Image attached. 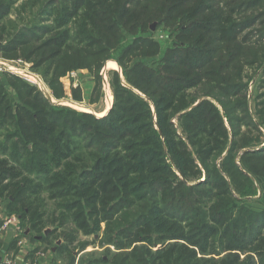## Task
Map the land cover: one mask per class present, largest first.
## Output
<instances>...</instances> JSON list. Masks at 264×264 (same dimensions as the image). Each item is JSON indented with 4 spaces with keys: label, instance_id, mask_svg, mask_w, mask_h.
Masks as SVG:
<instances>
[{
    "label": "trees",
    "instance_id": "1",
    "mask_svg": "<svg viewBox=\"0 0 264 264\" xmlns=\"http://www.w3.org/2000/svg\"><path fill=\"white\" fill-rule=\"evenodd\" d=\"M161 28L173 44L150 64ZM0 55L58 101L68 74L88 70L99 94L107 62L122 69L102 117L0 81V201L32 241L70 264H264V210L245 201L261 179L264 208V144L239 140L264 137L248 91L264 86V0H0ZM100 233L87 252L79 237Z\"/></svg>",
    "mask_w": 264,
    "mask_h": 264
},
{
    "label": "rangeland",
    "instance_id": "2",
    "mask_svg": "<svg viewBox=\"0 0 264 264\" xmlns=\"http://www.w3.org/2000/svg\"><path fill=\"white\" fill-rule=\"evenodd\" d=\"M16 8H18V7H16ZM16 8H15V10H16ZM15 12L16 11L12 12L10 20L12 21V23L20 25V24H22L21 22H19L20 17H17ZM29 16L30 15L26 14V16L23 17V18H28V19L24 20L25 22H30L32 20V19H30ZM153 29H155V28L153 27ZM153 33H152V35H153ZM154 38L158 42H160L162 52H161V55L158 56L157 58L147 60V62H149L150 64H153L154 62L159 60V58H161L163 56L164 52L168 48L172 47V44H173V38L171 36L170 31L164 30L162 28L154 33ZM0 58H1L0 61L1 60L5 61V59H6V57L2 58L1 55H0ZM9 60H25V59L23 57H17L15 59H9ZM115 62L116 61L111 60V61L107 62L106 66L104 67V68H106L107 77H110V75H109L110 72H112L114 70L122 73V69L118 66V64L116 65ZM76 73L77 72H72V73L68 74L66 77L61 79V82L63 83V86H64L65 97L63 99H60V101L55 99V97L53 96V92L49 88V86L47 88V92H45V93L41 92L37 89L36 90L43 93L44 95H48L52 102H54V103L59 102L58 105L67 106L73 110H76L77 112H93V114H95V113H98L99 111L107 109V106H108V111H109V109L113 105L112 104L113 103V97L107 96L104 89L108 88L110 86V84L108 82L103 81L102 86H101L102 87L101 92L98 94L96 91V86L98 85V80L94 76H92L90 79L79 80V75H76ZM37 74L41 76V74H39V73H37ZM72 74H74V75H72ZM250 75L252 76V73H250ZM43 80H44V78H43ZM261 80H262V76H261V74H258L254 78V80L249 83V88H248L249 96L251 95V97H250L251 102H249L250 109H251L252 115L258 121H261V120L256 114L255 102H256L257 96H260L259 98L261 101L263 100L264 86H260ZM2 82H4V84L8 85L7 77L4 78V80ZM25 84H27V83H25ZM79 84L84 89V91H82V88L80 87L81 91H82L81 96L82 97L84 96L86 103L90 104L92 106L87 107V106L80 104L83 101V99L81 102L73 99V97H75L74 91H77V92L79 91ZM108 84H109V86H108ZM28 86L31 87L30 85H28ZM8 89L11 91V88L9 86H8ZM109 89H111V87H109ZM111 97H112V99H111ZM82 103H84V102H82ZM108 111H106V113ZM106 113L95 114V115L96 116L97 115L98 116H104ZM252 128L253 127L242 129V134L240 135L239 140L246 144L245 148H247V147L248 148L259 147L260 145L264 144V137H262L260 135V133L253 130ZM3 134L4 133L2 131H0V144H3V142H4V139L2 137ZM258 140H259V142H257ZM1 155H2V152H0V157H1ZM239 156H240V154H239ZM237 159L240 162V157H238ZM253 182L256 183L257 187H255V188H257L259 192H257V195H255V196L247 197V199H245V201H246V204H248L250 207H252L255 212L260 213L264 210L263 206L261 205L263 181L261 179H257V180L253 179ZM235 204L240 205L241 203L235 202ZM0 208L5 210V205L1 201H0ZM18 233H20V235H19L20 238L24 237L22 230H20ZM102 236H103L102 233L93 235L91 237L81 236V237H79V240L80 241H86V242L90 241L91 243H93V245L87 250V252L103 251L104 248H101V246H100ZM34 237L35 236H33V238ZM27 239H28L29 244H30V239L29 238H27ZM36 240H40V239L37 238ZM62 242L63 241L60 240L57 244L61 245ZM94 246H96V247H94ZM37 251H38V253H40V255H37L34 258L35 260H33L34 262H36V264H70L69 261L65 258L62 260L58 259V257L56 256V252L53 249V246L51 245V243L46 244V243L40 242V247H39V250H37ZM77 256L79 258L80 255H77Z\"/></svg>",
    "mask_w": 264,
    "mask_h": 264
},
{
    "label": "crops",
    "instance_id": "3",
    "mask_svg": "<svg viewBox=\"0 0 264 264\" xmlns=\"http://www.w3.org/2000/svg\"><path fill=\"white\" fill-rule=\"evenodd\" d=\"M76 75H79V80L90 79L92 77L88 70L77 71ZM79 87L82 88L80 84ZM109 87L105 88L104 91L106 92L107 96H112V91L109 89ZM82 91H84L83 88ZM82 102L80 104L84 106H92L86 103L84 96ZM106 111H108V106L107 109L99 111L95 114L106 113ZM6 217H9L6 207L5 210L0 208V264H6L7 262H13L14 264H36V262L33 260H35L34 258L37 255H40V253L37 251L40 247L39 240L32 241V239L29 237L28 231L23 233L24 237L22 238H20V233H17L15 228L11 229L10 231H4L2 227L5 223ZM27 238L30 239V244ZM14 241L15 243H13Z\"/></svg>",
    "mask_w": 264,
    "mask_h": 264
},
{
    "label": "built area",
    "instance_id": "4",
    "mask_svg": "<svg viewBox=\"0 0 264 264\" xmlns=\"http://www.w3.org/2000/svg\"><path fill=\"white\" fill-rule=\"evenodd\" d=\"M1 59V58H0ZM8 75L17 77L30 85L31 87L41 91L47 92L48 85L43 78L33 71L31 63L25 60H6L0 61V81H3ZM74 75V74H72ZM15 228L17 233L21 230L19 227V220L15 215L5 218V223L2 227L4 231H10ZM6 264H14L7 262ZM32 264V263H25Z\"/></svg>",
    "mask_w": 264,
    "mask_h": 264
},
{
    "label": "water",
    "instance_id": "5",
    "mask_svg": "<svg viewBox=\"0 0 264 264\" xmlns=\"http://www.w3.org/2000/svg\"><path fill=\"white\" fill-rule=\"evenodd\" d=\"M115 63H116V62H115ZM116 65H117V63H116ZM101 75H102V77H103V79H104V82H108V83H109V80H108V77H107L106 68H104V69L102 70ZM90 113H93V112H90Z\"/></svg>",
    "mask_w": 264,
    "mask_h": 264
},
{
    "label": "bare ground",
    "instance_id": "6",
    "mask_svg": "<svg viewBox=\"0 0 264 264\" xmlns=\"http://www.w3.org/2000/svg\"><path fill=\"white\" fill-rule=\"evenodd\" d=\"M112 98V97H111ZM98 116V115H97ZM98 117H102V116H98Z\"/></svg>",
    "mask_w": 264,
    "mask_h": 264
}]
</instances>
